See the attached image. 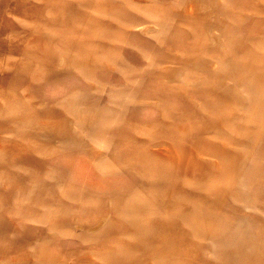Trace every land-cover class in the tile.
Masks as SVG:
<instances>
[{
	"label": "rangeland",
	"instance_id": "374dc122",
	"mask_svg": "<svg viewBox=\"0 0 264 264\" xmlns=\"http://www.w3.org/2000/svg\"><path fill=\"white\" fill-rule=\"evenodd\" d=\"M0 264H264V0H0Z\"/></svg>",
	"mask_w": 264,
	"mask_h": 264
},
{
	"label": "bare ground",
	"instance_id": "6f19581e",
	"mask_svg": "<svg viewBox=\"0 0 264 264\" xmlns=\"http://www.w3.org/2000/svg\"><path fill=\"white\" fill-rule=\"evenodd\" d=\"M190 2V1H189ZM192 3V2H191ZM212 3V2H211ZM194 5V4H193ZM196 8V7H195ZM198 8V7H197ZM210 8V7H209ZM193 9V8H192ZM208 9V8H207ZM200 11V10H199ZM189 12V11H188ZM201 13V12H200ZM193 14V13H192ZM208 15V14H207ZM215 28V27H214ZM216 29V28H215ZM222 39V38H221ZM228 82V81H227ZM227 95V94H226ZM234 95H236V94H234ZM230 97V96H229ZM43 122V121H42ZM72 123V122H71ZM183 129V128H182ZM77 130V129H76ZM79 132V131H78ZM79 134V133H78ZM48 141V140H47ZM64 145V144H63ZM63 148V147H62ZM66 148V147H65ZM5 182V181H4ZM5 186V185H4ZM13 197V196H12ZM11 213V212H10ZM11 219V218H10ZM244 220V219H243ZM236 223V222H235ZM234 224V223H233ZM247 229H249V227L247 226ZM246 229V230H247ZM245 230V231H246ZM247 232V231H246ZM245 234H249L248 232L247 233H245ZM45 260V259H44ZM40 263H42V262H40Z\"/></svg>",
	"mask_w": 264,
	"mask_h": 264
}]
</instances>
